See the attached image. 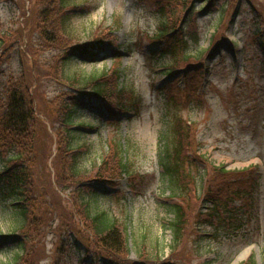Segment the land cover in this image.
Instances as JSON below:
<instances>
[{
  "label": "rangeland",
  "instance_id": "rangeland-1",
  "mask_svg": "<svg viewBox=\"0 0 264 264\" xmlns=\"http://www.w3.org/2000/svg\"><path fill=\"white\" fill-rule=\"evenodd\" d=\"M154 2L72 0L66 10L71 21L65 31L53 35L37 25V8L31 0H0V95L8 81L26 76L38 117L46 126L42 129L51 134L47 141L39 137L37 152L31 155L29 151L31 169L49 178L56 188L55 192L51 184H41V207L29 204L37 211L35 223L43 219L48 225L39 232L32 231L35 225L29 226L26 234L17 228L14 205L19 203L0 194V264L11 262L19 251L37 264H50L60 241L53 229L70 230L68 225L77 214L68 199L81 193H94L99 207L116 218L126 234L127 255H121L117 264H126L123 258L130 261L127 264H243L250 258L264 264V18L260 13L264 0L253 4L242 0L238 8L229 0L195 2L176 32L189 38L187 52L192 57H179L176 64L163 54L168 39L156 40L159 18ZM100 29L110 33L99 56L73 53L72 46L90 42ZM116 67L121 70L120 82L127 87L125 109L89 95L78 98L66 84L65 78L82 80L87 74L100 75ZM73 83L76 89L81 87ZM66 103L75 108L68 124L75 131L73 140L66 138L65 130L60 134L52 129L66 127L61 122ZM175 116L191 124L193 148L204 153L209 163L235 170L255 165L247 173L250 181L256 173L261 175L260 191L247 210L241 209L237 230L210 238L209 227H198L199 217L197 225L192 223L199 214L195 208L206 206L205 189L192 186H202V176L193 174V181H185L186 192L172 196L173 185L162 173L159 159L165 146V122ZM61 137L64 146L68 139L72 142L73 151H57L56 140ZM113 147L129 160L134 177L125 172L113 185H102L93 177ZM191 151L190 158L203 166L194 158L195 150ZM72 153L79 154L75 177L70 170ZM175 202L184 207L189 204L190 210L181 246L172 254L169 223L173 213L168 206ZM52 214L61 217L62 226L54 228L58 220ZM72 254L74 264H109L111 260L100 261L103 258L92 253Z\"/></svg>",
  "mask_w": 264,
  "mask_h": 264
},
{
  "label": "trees",
  "instance_id": "trees-1",
  "mask_svg": "<svg viewBox=\"0 0 264 264\" xmlns=\"http://www.w3.org/2000/svg\"><path fill=\"white\" fill-rule=\"evenodd\" d=\"M197 1L202 0H155L154 2V12L159 18L155 31L156 40L168 39L165 42L163 54L170 56L174 64L178 62L179 57L182 60L192 57V54L187 52L189 38L183 37L184 34L176 36V32L182 29L193 4ZM241 1L229 0L235 5V8L239 7ZM249 1L252 4L254 1L258 2V0ZM31 2L37 8V25H39V28L48 30L47 33L50 32L53 35L66 30V26L71 21V15L66 10L72 4V0H31ZM210 2L212 0H209ZM46 4H49L52 8L47 10L44 7ZM40 5L42 7L38 9L37 6ZM260 13L264 18V11ZM108 33H110L108 30L100 29L90 42L72 46L71 49L77 56L90 58L99 56L108 40L105 39L106 36L109 37ZM48 38L50 39V36ZM54 41H57V39ZM198 55L201 58L202 52L200 51ZM120 71L119 67H116L100 75L87 74L82 76V80L78 79L77 76L65 79L68 81L66 83L68 88L78 93L76 97L89 95L97 101L107 102L125 109L129 99L126 96L128 93L127 87L120 82ZM25 80L26 76L21 75L15 81H8L6 88L3 89L0 95V143L3 145V147H0L5 150V155L0 150V194L15 199L19 203L14 205L16 221L18 222L17 228L26 234L29 226L35 225V229L32 231L39 232L41 226L44 228L48 225L47 221L44 222L43 219L35 223L37 211L34 212L35 209L30 208L29 204L31 202L32 207H41V184H51L54 191L56 188H54L55 186L49 178L46 179V176L39 175L31 169L33 168V156L29 158V151L31 155L37 152L41 147L39 137H45L44 139L47 141V134L50 136L51 134L42 129L46 126L38 117V104L35 103L30 87L28 88L29 85ZM73 81L79 82L81 87L76 89ZM64 108L67 112L61 122L66 127L57 126V128L53 127L52 129H57L56 132L60 134H62V129L65 130L68 133L66 138L73 140L75 136L72 133L75 131L70 127L68 128V124L71 123L75 108L74 105L68 103L65 104ZM191 130V124H187L179 116L173 117L172 120H166L165 129L163 130L165 146L159 163L163 170L162 173L173 185L172 196L181 195L180 193H183L184 190L186 192L185 181L187 179L193 181L194 175L195 177L198 176L197 178L200 176L204 178L202 186L194 183L195 181L192 185L194 190L205 189L204 193H206L204 195L206 200L205 209L198 210L197 207L195 208V211L199 214L192 223L197 225L199 217L198 227H209L211 229L210 238H216L222 232L231 233L240 227L243 212L241 209L246 207L247 210L251 206L258 191H260L262 179L260 178L261 175L256 173L255 178L250 181V175L247 173H252L255 165L235 170L226 169L227 167L224 164L215 166V164L209 163L204 153H199L198 150L193 148L196 142L191 135ZM56 142L57 151L65 154L68 151H73L72 142L69 139L66 141L65 146L63 144L64 137L57 139ZM113 148V153L107 154L103 158L93 177L95 181L102 185H113L115 179L125 172L134 177L129 160L118 154V147ZM191 150H195L194 158L203 163V166L195 163L190 158V154L193 153ZM78 156L77 153H72L70 156L72 157L70 170L71 175L74 177L79 175ZM55 182L54 180V184ZM93 194L88 195L86 193L85 195L81 193L77 196L78 198L68 199L69 207L77 215L74 214L71 224L68 225L70 230L53 229L60 241L54 246L56 254L50 264H74L72 251L76 255L80 254L81 257L92 253L96 258H103L100 261L111 257L109 264L120 263L122 259L120 256L125 257L127 255L126 234L119 227L117 219L111 218L105 209L99 207V202ZM33 202H36L37 205L34 206ZM43 206L44 203L42 208ZM168 207L173 213V218L169 224H171L173 231L171 253L174 254L181 246L183 232L187 224L186 213L190 210V206L187 204L184 207L175 202ZM52 216L58 220L55 225L53 224L54 228L62 226L64 222L60 219L61 217L57 214H52ZM28 221L29 223L26 225ZM49 225H52L51 222ZM124 230L126 232L125 227ZM63 233L62 238L61 234ZM19 235L22 237L21 234ZM30 235L29 233L28 238L31 237ZM200 237L199 234L196 236L198 239ZM123 259L126 264L130 262L125 258ZM253 260V258H250L243 264H255ZM8 264L37 263L33 257H30L29 260L27 253L23 256L19 251ZM207 264H210V262L207 261Z\"/></svg>",
  "mask_w": 264,
  "mask_h": 264
},
{
  "label": "bare ground",
  "instance_id": "bare-ground-1",
  "mask_svg": "<svg viewBox=\"0 0 264 264\" xmlns=\"http://www.w3.org/2000/svg\"><path fill=\"white\" fill-rule=\"evenodd\" d=\"M244 254H245V252L242 253L241 255H239L237 259H238V260H239V259L241 260V258L244 256Z\"/></svg>",
  "mask_w": 264,
  "mask_h": 264
}]
</instances>
